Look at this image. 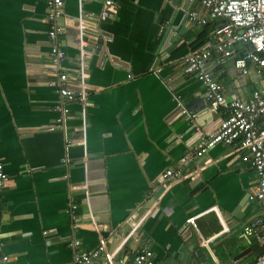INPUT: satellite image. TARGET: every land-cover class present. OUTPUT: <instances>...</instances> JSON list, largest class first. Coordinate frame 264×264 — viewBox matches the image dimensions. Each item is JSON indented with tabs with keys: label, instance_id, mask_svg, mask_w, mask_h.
I'll list each match as a JSON object with an SVG mask.
<instances>
[{
	"label": "crops",
	"instance_id": "obj_1",
	"mask_svg": "<svg viewBox=\"0 0 264 264\" xmlns=\"http://www.w3.org/2000/svg\"><path fill=\"white\" fill-rule=\"evenodd\" d=\"M103 1L83 0V10L99 12ZM116 1L117 13L99 24L104 37L91 42L86 143L68 146L83 137L80 104H70L66 132L48 128L59 116V94L57 77L47 71L46 0H0V161L9 174L0 191V264H68L75 250L94 249L99 239L87 216L85 181L108 247L122 257L142 247L153 250L157 264L200 248L213 264H229L247 247L257 257L264 245L239 235L262 209L248 199L258 176L243 151L218 144L180 164L184 174L202 166L196 178L167 187L162 177L194 151L182 106L197 112L205 131L226 115L211 109L204 85L180 63L212 41L213 31L201 35L205 24L188 19L183 0ZM192 6L204 14L200 4ZM78 14L79 0H65L58 20L72 73L78 43L70 25ZM209 68L227 95H249L262 77L254 65L241 73L233 61L211 60ZM71 203L78 208L71 211Z\"/></svg>",
	"mask_w": 264,
	"mask_h": 264
},
{
	"label": "built area",
	"instance_id": "obj_2",
	"mask_svg": "<svg viewBox=\"0 0 264 264\" xmlns=\"http://www.w3.org/2000/svg\"><path fill=\"white\" fill-rule=\"evenodd\" d=\"M198 3L204 10L199 14L193 7ZM46 20L49 23L48 37L51 42V57L47 71L57 77L55 85L59 100L53 108L59 112L55 122L49 125L50 130L62 129L66 132V121L71 111L70 104L77 101L80 104L82 124L79 129L83 137L79 141L68 140L67 145L76 142L85 144L88 126L89 94L92 88L88 60L92 55L91 42L104 37L99 24L112 18L118 11L116 0H104L99 12L83 10V0H79V14L72 25L76 29L78 54L76 55L75 72L68 71L64 61L67 53L61 45L59 35L65 31V25L58 22L64 16L65 0H46ZM180 8L186 12L192 23L206 24L210 19H219L214 39L205 45L195 47L180 60L185 70L200 81L205 89L214 111H224L226 115L211 131H205L197 124L198 114L188 107H183L181 113L190 122L195 139L194 151L191 155L181 157L180 163L168 167L162 177L170 187L173 182L184 178H196L200 173L198 166L186 174L180 169V164H189L194 156H206L218 144L235 145L238 151H243L242 160L249 163L258 176L256 185L248 194L249 200L264 201V0H183ZM169 23H163L167 26ZM217 65H226L233 61L235 67L243 74H248L250 66L254 65L262 76L260 84L247 96L227 95L224 84L212 73L210 61ZM131 74L129 75V77ZM197 175V176H196ZM9 178L4 164L0 161V191ZM85 203L88 206L87 216L98 233V244L91 251L75 250L68 264H157L154 252L149 247L134 251L132 258L120 256L117 250H110L108 237L103 233L102 225L97 221L90 202L88 182L84 183ZM78 203H71V211L78 208ZM152 210L148 207L147 211ZM130 219V218H129ZM137 226V224L135 225ZM240 237L248 243L264 245V220L256 217L239 232ZM81 241H72L78 248ZM7 259V257H4ZM220 264V263H218ZM252 264H264V252L257 256Z\"/></svg>",
	"mask_w": 264,
	"mask_h": 264
},
{
	"label": "water",
	"instance_id": "obj_3",
	"mask_svg": "<svg viewBox=\"0 0 264 264\" xmlns=\"http://www.w3.org/2000/svg\"><path fill=\"white\" fill-rule=\"evenodd\" d=\"M261 204V213L258 217L263 218L264 220V201L260 202ZM207 253L204 249L200 248L198 250H191V253H184L181 256L177 257L174 261V264H213L211 261L207 260ZM257 259L256 255L252 251V247H247L238 255L233 257L229 264H252Z\"/></svg>",
	"mask_w": 264,
	"mask_h": 264
},
{
	"label": "trees",
	"instance_id": "obj_4",
	"mask_svg": "<svg viewBox=\"0 0 264 264\" xmlns=\"http://www.w3.org/2000/svg\"><path fill=\"white\" fill-rule=\"evenodd\" d=\"M216 26H217V23H215V22H213L212 24H211V23H207V24H205V25H204V30H202L201 35L203 36V35H206V34L211 33L212 31L215 30ZM202 44H203V43H202ZM202 44H201V45H202ZM201 45H198V46H201ZM198 46H197V47H198Z\"/></svg>",
	"mask_w": 264,
	"mask_h": 264
}]
</instances>
